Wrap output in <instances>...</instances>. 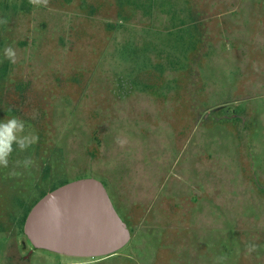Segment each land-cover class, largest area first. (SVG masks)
<instances>
[{
    "label": "rangeland",
    "instance_id": "1",
    "mask_svg": "<svg viewBox=\"0 0 264 264\" xmlns=\"http://www.w3.org/2000/svg\"><path fill=\"white\" fill-rule=\"evenodd\" d=\"M13 117L0 264H264V0H0V121ZM86 178L127 244L32 252L25 214Z\"/></svg>",
    "mask_w": 264,
    "mask_h": 264
},
{
    "label": "water",
    "instance_id": "2",
    "mask_svg": "<svg viewBox=\"0 0 264 264\" xmlns=\"http://www.w3.org/2000/svg\"><path fill=\"white\" fill-rule=\"evenodd\" d=\"M24 233L36 247L67 256H111L129 231L104 185L80 179L46 194L30 211Z\"/></svg>",
    "mask_w": 264,
    "mask_h": 264
},
{
    "label": "clouds",
    "instance_id": "3",
    "mask_svg": "<svg viewBox=\"0 0 264 264\" xmlns=\"http://www.w3.org/2000/svg\"><path fill=\"white\" fill-rule=\"evenodd\" d=\"M5 56L12 60L14 62L15 59V52L11 47L5 48L4 49ZM0 128L6 129V130H11L13 128H23V123L21 121H18L15 117L12 119L7 120L6 122L0 121ZM12 139H15V137H12ZM35 138L33 137V140ZM18 145L20 147H24V142L23 140H18ZM7 151H11V141H9ZM0 162H6L3 156H0Z\"/></svg>",
    "mask_w": 264,
    "mask_h": 264
},
{
    "label": "flooded vegetation",
    "instance_id": "4",
    "mask_svg": "<svg viewBox=\"0 0 264 264\" xmlns=\"http://www.w3.org/2000/svg\"><path fill=\"white\" fill-rule=\"evenodd\" d=\"M29 242H30V241H29ZM30 245H31V247H32V248H31L32 252H34V253L37 254L39 248H36L31 242H30Z\"/></svg>",
    "mask_w": 264,
    "mask_h": 264
},
{
    "label": "trees",
    "instance_id": "5",
    "mask_svg": "<svg viewBox=\"0 0 264 264\" xmlns=\"http://www.w3.org/2000/svg\"><path fill=\"white\" fill-rule=\"evenodd\" d=\"M57 188H58V186H57V187H54V188L52 189V191L55 190V189H57ZM45 195H46V194H45ZM45 195H42V198H43ZM28 214H29V213H28ZM28 214H27V213L25 214V219L27 218ZM25 219H24V223H25Z\"/></svg>",
    "mask_w": 264,
    "mask_h": 264
}]
</instances>
